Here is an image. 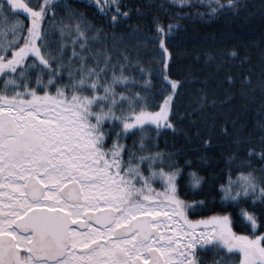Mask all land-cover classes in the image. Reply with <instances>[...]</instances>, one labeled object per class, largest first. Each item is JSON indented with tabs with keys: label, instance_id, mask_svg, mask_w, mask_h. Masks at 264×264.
Returning a JSON list of instances; mask_svg holds the SVG:
<instances>
[{
	"label": "snow or ice",
	"instance_id": "1",
	"mask_svg": "<svg viewBox=\"0 0 264 264\" xmlns=\"http://www.w3.org/2000/svg\"><path fill=\"white\" fill-rule=\"evenodd\" d=\"M166 2L208 20L247 6ZM85 7L91 18L70 0H0V264H264V114L248 131L236 118L257 99L264 110V49L237 77L224 70L237 49L207 48L213 75L173 79L169 41L189 13L156 5L167 23L124 33L121 0ZM224 139L222 167L201 175Z\"/></svg>",
	"mask_w": 264,
	"mask_h": 264
},
{
	"label": "trees",
	"instance_id": "2",
	"mask_svg": "<svg viewBox=\"0 0 264 264\" xmlns=\"http://www.w3.org/2000/svg\"><path fill=\"white\" fill-rule=\"evenodd\" d=\"M76 4L80 10L84 11L89 18L96 12L94 7H85V4H90L91 0H70ZM122 4L127 5L131 19H125L117 25V31L128 33L133 31L131 25H137V30L145 32L150 28L149 21L152 16L160 15L164 17V22L167 23V15L164 11H159L156 5L163 4L164 8L168 10V15L173 12L182 11L189 13L186 19L179 20L181 27L174 32L170 41V51L173 53V62L171 67L172 78L183 80L188 77H196L202 79L204 76H211L214 74V65L208 66L203 59V51L207 48L228 50L235 48L239 51L240 56L224 64V70L231 75L246 74L250 65L258 64L260 60L261 49H264V4L262 0H246V8L236 16L231 14H222L214 19H201L195 13L196 11H205L199 4L194 3L193 7H185L183 9L170 8L166 0H121ZM152 3L153 7H145L146 4ZM139 6L140 12L145 13L143 16H138L136 9ZM100 19V17H97ZM111 31V29H108ZM131 43V42H130ZM248 56L249 62L242 63L240 57ZM228 59L227 57L225 58ZM218 78H222L224 71L215 73ZM197 85L185 84L184 95L178 101L183 110L187 106V93L190 92ZM258 95V93H257ZM264 114L261 109L260 101L257 99L253 103L241 107L236 115V118L242 123L246 124L245 131L253 129L254 124ZM182 127H187L186 122H182ZM258 135V133H256ZM169 143L177 140L183 143V133L176 137L169 136ZM128 143H131L129 139ZM161 147H164L161 142ZM195 148V145L185 146ZM229 147L227 139L220 141L208 149V166L206 169H199L201 175H207L210 172L219 171L222 167L221 153L226 151ZM198 152H190L189 157L197 155ZM185 172L187 169L184 170ZM209 186L205 185L204 191H208ZM184 191V189H181ZM186 199H199V195H186ZM209 202L212 201L209 196ZM219 210V209H217ZM232 214L233 230L236 232H244L247 234L250 231V226L246 225L238 213V209H227ZM210 212H201L197 210L195 214L189 213L191 219H197L201 215H210ZM260 231H264V227H260ZM203 264H210L212 259L210 252L200 253Z\"/></svg>",
	"mask_w": 264,
	"mask_h": 264
},
{
	"label": "flooded vegetation",
	"instance_id": "3",
	"mask_svg": "<svg viewBox=\"0 0 264 264\" xmlns=\"http://www.w3.org/2000/svg\"><path fill=\"white\" fill-rule=\"evenodd\" d=\"M199 255H200V253H199Z\"/></svg>",
	"mask_w": 264,
	"mask_h": 264
}]
</instances>
